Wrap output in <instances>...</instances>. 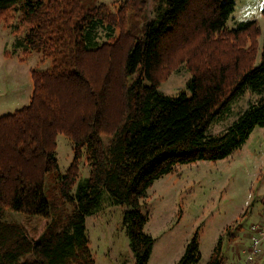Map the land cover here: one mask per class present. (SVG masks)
<instances>
[{"label": "trees", "instance_id": "16d2710c", "mask_svg": "<svg viewBox=\"0 0 264 264\" xmlns=\"http://www.w3.org/2000/svg\"><path fill=\"white\" fill-rule=\"evenodd\" d=\"M234 6L155 0L149 19L148 0H123L115 11L80 0H0V24L19 13L26 27L14 48L51 59L50 68L30 71L29 103L0 115V264H95L85 219L103 196L125 208L134 264L148 263L154 239L144 232L146 190L177 165L228 157L264 125V40L259 47L255 20L226 27ZM99 29L105 42L97 41ZM182 66L190 75L185 91L163 94L161 84ZM246 90L256 100L210 135ZM59 134L73 145L64 174L55 156ZM83 158L90 171L79 182ZM6 210L45 221L38 238L7 222ZM221 239L206 264H223ZM198 260L195 232L176 264Z\"/></svg>", "mask_w": 264, "mask_h": 264}, {"label": "rangeland", "instance_id": "374dc122", "mask_svg": "<svg viewBox=\"0 0 264 264\" xmlns=\"http://www.w3.org/2000/svg\"><path fill=\"white\" fill-rule=\"evenodd\" d=\"M80 1L87 7L102 3L115 11L118 3L123 0ZM154 4L155 0H148L149 19L154 17ZM263 9L264 0H235L234 11L229 16L226 27L232 29L241 22L257 21L261 29L258 38L261 47L264 40ZM19 22L20 15L17 13L7 23L10 28L6 29L14 36L11 40L6 30L1 31L0 76L7 80L18 73L20 80L26 83L25 88L28 85L31 95L32 81L28 71L50 68L51 59L36 52L24 56L20 49L14 48L15 38L17 39L15 36L20 37L26 31L25 25ZM11 25L17 26L18 30H14ZM97 41H106L104 30L97 31ZM5 53L7 57L4 56ZM189 78V72L182 66L161 84L159 90L165 95L177 96L185 91ZM256 98L248 90L242 93L230 104L227 112L210 126L209 134H221ZM21 107L13 106L10 111ZM2 113L6 112L2 111L0 115ZM72 148L69 138L57 135L55 156L61 174H64L72 161ZM89 171L90 165L83 158L79 166V182L88 177ZM54 184L52 176H47L46 188L50 190ZM124 210L123 206L114 204L108 196H103L96 211L88 216L87 236L95 264L135 263L122 223ZM141 210L147 217L144 232L154 239L147 264H169V244L180 247L183 244L180 243L187 237L191 239L195 232L198 233L199 243V260L196 264L208 262L220 238L225 255L228 244L237 242L242 246L245 227L264 219V125L255 127L240 148L228 157L217 161L199 160L187 165H177L170 173L156 179L141 200ZM244 212L246 215L242 216ZM5 220L24 225L27 234L34 239L38 238L45 224L41 219H27L10 210H6ZM238 224L243 225V232L235 231ZM227 230L235 232L233 240L226 239ZM246 246L245 251L248 248ZM242 252L243 250L239 252V256Z\"/></svg>", "mask_w": 264, "mask_h": 264}, {"label": "crops", "instance_id": "0c3cea01", "mask_svg": "<svg viewBox=\"0 0 264 264\" xmlns=\"http://www.w3.org/2000/svg\"><path fill=\"white\" fill-rule=\"evenodd\" d=\"M6 28L9 29L10 27L7 26V24L6 25L3 24L2 27L0 26V37L3 36L1 31L6 30V32L9 35V40H11V37L13 38L14 36H11L8 32V29H6ZM4 56L7 57V54ZM28 72L30 74V71H28ZM20 84H21V86H20ZM25 84L26 83H23L20 80V75L18 73L16 75L10 76L9 79H7V80H5L4 78H2L0 76V112H2V111L6 112V113H2V115L12 113L10 110L13 106H22L23 107L24 105H20V104H26L27 105L29 103L30 95H29V90L27 89L28 85H26V88H25ZM15 110H17V109H15ZM87 218L88 217H86V219H85V226H86V231L88 233ZM249 224L245 227L244 232H243V230L241 231L244 234L243 237L241 236L242 240L244 241L242 246L239 245L237 242H234V241H233L234 242L233 244L227 243L228 244V247L226 250L227 254L225 255V253L223 252L224 256H225L223 264H235L236 263L235 258H237L240 255L239 252L242 251L248 243L247 238H248V232H249ZM189 239H190V237H187L185 240H183L180 243V244L183 243L180 247H177V244H173V245L169 244V264L170 263L176 264L178 262V260L180 259V257L184 253L185 246H186L187 242L189 241ZM170 240H171V238L169 237V242H170ZM89 241H90V239H89ZM232 250H234V252ZM171 253L173 255H171ZM151 254H152V252H151ZM262 260L264 262V243L262 244L261 252L257 256V259L255 260L254 264H262Z\"/></svg>", "mask_w": 264, "mask_h": 264}, {"label": "built area", "instance_id": "2783aa9c", "mask_svg": "<svg viewBox=\"0 0 264 264\" xmlns=\"http://www.w3.org/2000/svg\"><path fill=\"white\" fill-rule=\"evenodd\" d=\"M264 243V219L249 225L247 251L243 249L242 255L237 258L235 264H254L261 252Z\"/></svg>", "mask_w": 264, "mask_h": 264}]
</instances>
